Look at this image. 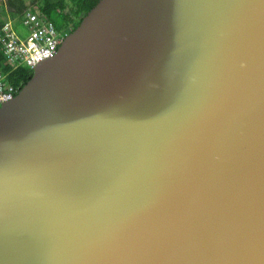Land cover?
Masks as SVG:
<instances>
[{"label":"water","instance_id":"95a60500","mask_svg":"<svg viewBox=\"0 0 264 264\" xmlns=\"http://www.w3.org/2000/svg\"><path fill=\"white\" fill-rule=\"evenodd\" d=\"M0 264H264V0H100L0 107Z\"/></svg>","mask_w":264,"mask_h":264},{"label":"trees","instance_id":"16d2710c","mask_svg":"<svg viewBox=\"0 0 264 264\" xmlns=\"http://www.w3.org/2000/svg\"><path fill=\"white\" fill-rule=\"evenodd\" d=\"M100 0H0V36L7 21L21 37L27 33L23 21L28 12H39L50 21L58 32H73L82 19ZM25 32V33H24ZM0 76L18 92L32 77V71L24 66H14L6 58L0 43Z\"/></svg>","mask_w":264,"mask_h":264},{"label":"built area","instance_id":"2783aa9c","mask_svg":"<svg viewBox=\"0 0 264 264\" xmlns=\"http://www.w3.org/2000/svg\"><path fill=\"white\" fill-rule=\"evenodd\" d=\"M23 26L27 34L21 37L14 30L12 22L7 21L1 30L0 43L10 64L33 71L40 63L56 56L67 32H58L39 12H28ZM18 93L0 76V107L13 101Z\"/></svg>","mask_w":264,"mask_h":264},{"label":"rangeland","instance_id":"374dc122","mask_svg":"<svg viewBox=\"0 0 264 264\" xmlns=\"http://www.w3.org/2000/svg\"><path fill=\"white\" fill-rule=\"evenodd\" d=\"M71 32H67V35L70 34Z\"/></svg>","mask_w":264,"mask_h":264},{"label":"crops","instance_id":"0c3cea01","mask_svg":"<svg viewBox=\"0 0 264 264\" xmlns=\"http://www.w3.org/2000/svg\"><path fill=\"white\" fill-rule=\"evenodd\" d=\"M25 29V28H24ZM25 33V32H24Z\"/></svg>","mask_w":264,"mask_h":264}]
</instances>
